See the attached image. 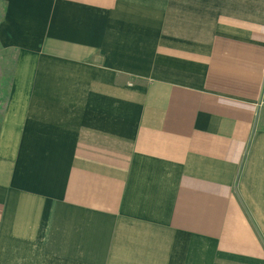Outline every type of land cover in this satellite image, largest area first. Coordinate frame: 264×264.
<instances>
[{
  "label": "crops",
  "instance_id": "obj_1",
  "mask_svg": "<svg viewBox=\"0 0 264 264\" xmlns=\"http://www.w3.org/2000/svg\"><path fill=\"white\" fill-rule=\"evenodd\" d=\"M0 2V264H264V20Z\"/></svg>",
  "mask_w": 264,
  "mask_h": 264
},
{
  "label": "rangeland",
  "instance_id": "obj_2",
  "mask_svg": "<svg viewBox=\"0 0 264 264\" xmlns=\"http://www.w3.org/2000/svg\"><path fill=\"white\" fill-rule=\"evenodd\" d=\"M184 4V9L191 14L199 9L198 6L204 5L211 0H179ZM219 3V7L223 6L224 0ZM230 6L233 7L235 15H240L241 18L264 20V0H227ZM222 5V6H221ZM198 7V8H197ZM217 8V9H218ZM4 16V7L0 2V23ZM15 55L14 51L6 49L0 42V125L6 110V101L10 91V80L12 76V69L14 65ZM260 123L264 125V104L261 106Z\"/></svg>",
  "mask_w": 264,
  "mask_h": 264
}]
</instances>
